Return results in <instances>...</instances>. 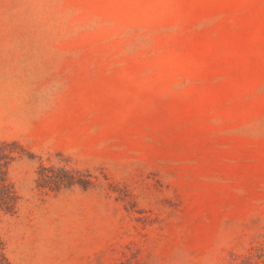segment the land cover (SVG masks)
Here are the masks:
<instances>
[{
	"label": "rangeland",
	"instance_id": "rangeland-1",
	"mask_svg": "<svg viewBox=\"0 0 264 264\" xmlns=\"http://www.w3.org/2000/svg\"><path fill=\"white\" fill-rule=\"evenodd\" d=\"M0 141L12 264L241 261L264 240V0H0Z\"/></svg>",
	"mask_w": 264,
	"mask_h": 264
},
{
	"label": "trees",
	"instance_id": "trees-1",
	"mask_svg": "<svg viewBox=\"0 0 264 264\" xmlns=\"http://www.w3.org/2000/svg\"><path fill=\"white\" fill-rule=\"evenodd\" d=\"M18 144L15 142L0 141V218L2 215L15 211L18 195L13 183L8 178V169L12 161L18 154ZM39 179L43 182V186L49 190L59 188L61 181L52 179L46 174H42ZM264 258V240L257 246L251 247L247 255L241 261L235 264H263ZM251 263V260H255ZM0 264H12L6 253L5 241L0 232Z\"/></svg>",
	"mask_w": 264,
	"mask_h": 264
}]
</instances>
